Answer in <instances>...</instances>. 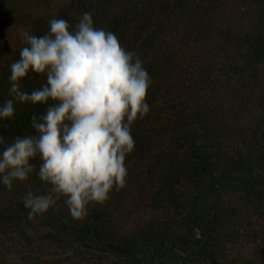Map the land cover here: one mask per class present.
<instances>
[{
  "label": "trees",
  "instance_id": "16d2710c",
  "mask_svg": "<svg viewBox=\"0 0 264 264\" xmlns=\"http://www.w3.org/2000/svg\"><path fill=\"white\" fill-rule=\"evenodd\" d=\"M27 1L48 2L0 0V16L10 24L11 7ZM227 4L231 13L221 15ZM85 11L139 54L153 81L150 112L132 127L125 187L82 220L62 200L30 220L21 197L48 186L35 173L11 191L0 184V232L116 264H158L182 250L199 264H255L258 256L264 264V230L257 229L264 215V0H67L37 15L29 33L45 34L53 18L74 26ZM25 46L0 53V104L10 99V65ZM45 82L30 72L21 86L30 93ZM45 109L17 103L14 119L0 121V136L11 143L34 134L31 117ZM31 163L38 168L40 160ZM131 199L144 201L149 216L122 219ZM250 244L251 257L243 255Z\"/></svg>",
  "mask_w": 264,
  "mask_h": 264
},
{
  "label": "clouds",
  "instance_id": "9594fccd",
  "mask_svg": "<svg viewBox=\"0 0 264 264\" xmlns=\"http://www.w3.org/2000/svg\"><path fill=\"white\" fill-rule=\"evenodd\" d=\"M48 23L41 36L22 34L27 46L10 65V99L0 104V121L14 119L17 103L46 109L31 117L34 134L11 143L0 136V184L11 191L35 173L48 187L43 193L29 187L21 197L28 218L62 200L71 217L82 220L90 206L104 205L125 187L132 127L150 112L146 95L153 81L139 54L114 32L95 27L91 12H82L74 26L63 18ZM30 72L46 82L29 93L21 81ZM37 158L38 168L31 163Z\"/></svg>",
  "mask_w": 264,
  "mask_h": 264
},
{
  "label": "rangeland",
  "instance_id": "374dc122",
  "mask_svg": "<svg viewBox=\"0 0 264 264\" xmlns=\"http://www.w3.org/2000/svg\"><path fill=\"white\" fill-rule=\"evenodd\" d=\"M63 1L67 0H48V2H44V4L39 5L37 3H33L32 1H27L26 4H19L13 8L11 7V13H17L18 15L15 14L16 17L11 18L9 21L10 24H7L4 18L0 16V53L3 52L8 46L15 47L21 44L22 34L25 31L29 32V30L34 25V18L37 15H41V12L47 14L56 12L58 5ZM231 6L227 4L226 6L220 7L219 13L221 15L229 13ZM242 9L244 10L243 7ZM2 10H4V6L2 7ZM235 17H237V15ZM120 216L122 219H125L128 222H134L138 219L149 216V208L145 205L144 201L131 199L130 201H127L125 205H123ZM257 216L258 215H255V218ZM258 217L259 225L257 229L262 232L264 230L263 212H260V216ZM31 236L34 237L35 235L32 233ZM253 247L254 244H250L247 250H243V255L246 254L251 257ZM92 253L85 252L80 254L79 252L72 249L63 250L61 248L49 246L39 247L32 242L31 245H28L23 238L15 236L14 233L5 234L0 232V264H29L33 261H37L36 263L38 264L115 263L107 259L103 261H97L95 258L96 255ZM258 253L259 252H257V254ZM194 258L195 256L189 253L187 250H182L168 253V255L161 257V259H159L160 261H157H159L158 264H199L194 261ZM259 258V256L254 258L256 261L255 264L261 263Z\"/></svg>",
  "mask_w": 264,
  "mask_h": 264
}]
</instances>
